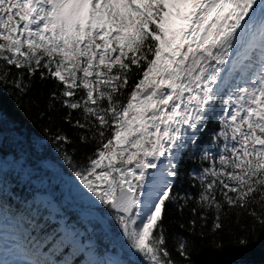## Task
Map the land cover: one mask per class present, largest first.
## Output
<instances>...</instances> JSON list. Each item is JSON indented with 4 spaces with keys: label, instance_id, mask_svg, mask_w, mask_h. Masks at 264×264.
<instances>
[{
    "label": "snow or ice",
    "instance_id": "1",
    "mask_svg": "<svg viewBox=\"0 0 264 264\" xmlns=\"http://www.w3.org/2000/svg\"><path fill=\"white\" fill-rule=\"evenodd\" d=\"M37 80L52 82L33 97L41 117L66 109L61 121L93 149L66 163L141 264H196L209 234L259 241L264 0H0V87L27 96ZM53 139L72 143L64 130ZM28 254L23 264H55L39 246Z\"/></svg>",
    "mask_w": 264,
    "mask_h": 264
},
{
    "label": "trees",
    "instance_id": "2",
    "mask_svg": "<svg viewBox=\"0 0 264 264\" xmlns=\"http://www.w3.org/2000/svg\"><path fill=\"white\" fill-rule=\"evenodd\" d=\"M51 86V81L41 84L37 80L27 96L12 87H0V217L13 222L14 237L22 246H39L40 251L49 254L55 264H74L77 260L84 264L91 261L107 264L106 251L114 252L118 260L131 259L134 264H141L138 257L128 253L104 206L94 208L100 218L98 220L82 214L75 205L79 204L78 193L82 186L66 163L64 154L67 152L73 163L80 164L93 149L78 143L75 130L61 121L60 116L66 109L49 114L54 117L51 121L48 115L41 117L42 105L35 106L33 97L41 89L46 97ZM46 128L51 131L45 132ZM59 130L67 131L72 143L56 142L53 137ZM53 164L58 167H51ZM195 166L185 155L180 171L186 174ZM177 183V191L183 192L188 188L186 175ZM190 191L195 192L196 189ZM38 193L49 195L56 209L50 200L39 197ZM66 193L73 202L66 198ZM244 219L251 222L250 218ZM101 222L107 225V229ZM72 228L76 231L72 232ZM233 231L239 234L235 225ZM79 239L81 245L75 247ZM232 239L234 235L227 233L196 239L192 249L194 261L196 264H264V233H260L257 243L247 248L235 246ZM216 243H222L224 247L218 250L213 246ZM64 256L70 258L65 259Z\"/></svg>",
    "mask_w": 264,
    "mask_h": 264
},
{
    "label": "rangeland",
    "instance_id": "3",
    "mask_svg": "<svg viewBox=\"0 0 264 264\" xmlns=\"http://www.w3.org/2000/svg\"><path fill=\"white\" fill-rule=\"evenodd\" d=\"M78 203L81 204L83 206L82 208V214L86 215V216H94L93 212H94V208H96L97 206H99V202L95 200L94 197H91L90 194H88L86 192L85 189H81V191L78 193ZM81 233V232H79ZM80 235V234H79ZM1 236V235H0ZM56 246L58 247L59 244L57 243ZM109 252L106 254V256L108 257ZM50 256H43L41 255V259H46V260H51L49 259ZM116 256L114 255V257H110V259L113 261L115 260ZM64 258H70V256H64ZM76 264H84L81 262H78Z\"/></svg>",
    "mask_w": 264,
    "mask_h": 264
},
{
    "label": "water",
    "instance_id": "4",
    "mask_svg": "<svg viewBox=\"0 0 264 264\" xmlns=\"http://www.w3.org/2000/svg\"><path fill=\"white\" fill-rule=\"evenodd\" d=\"M53 166L58 167L57 164H53ZM66 176H67V175H66ZM65 196H66V198H67L68 200L72 201V198H71V196H70L69 194H66ZM94 216H95L98 220H100V218L98 217V215H97L96 213H94ZM101 223H102L103 227H105V228L107 229V225H106L105 223H103V222H101Z\"/></svg>",
    "mask_w": 264,
    "mask_h": 264
}]
</instances>
